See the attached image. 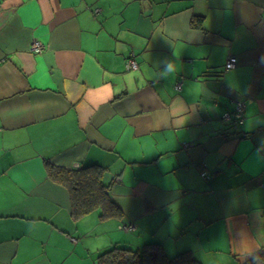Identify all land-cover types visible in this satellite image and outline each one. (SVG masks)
I'll return each mask as SVG.
<instances>
[{"label":"crops","instance_id":"obj_1","mask_svg":"<svg viewBox=\"0 0 264 264\" xmlns=\"http://www.w3.org/2000/svg\"><path fill=\"white\" fill-rule=\"evenodd\" d=\"M49 165L100 167L123 216L74 219ZM150 243L264 250V0H0V264Z\"/></svg>","mask_w":264,"mask_h":264},{"label":"trees","instance_id":"obj_2","mask_svg":"<svg viewBox=\"0 0 264 264\" xmlns=\"http://www.w3.org/2000/svg\"><path fill=\"white\" fill-rule=\"evenodd\" d=\"M51 179L68 189L71 211L78 219L99 209L103 220L121 218L120 208L113 201L109 187L102 181V169L90 166L78 169H66L48 166ZM97 264H200L191 252H183L169 258L160 244L150 243L141 250L113 246L103 252ZM246 264H264V250L252 257Z\"/></svg>","mask_w":264,"mask_h":264},{"label":"built area","instance_id":"obj_3","mask_svg":"<svg viewBox=\"0 0 264 264\" xmlns=\"http://www.w3.org/2000/svg\"><path fill=\"white\" fill-rule=\"evenodd\" d=\"M44 46L39 43V42H35L32 47H31V51L33 54H40L41 52H43L44 50ZM235 60L234 59H230L227 63H226V70L235 68ZM138 67L136 61L134 60L133 57H130L127 62H126V68L127 70H132V69H136ZM242 114H243V107L241 105H238L236 108L235 113L233 114L232 117H234V121L237 123H242ZM226 118H230V116L226 117ZM202 177H207L206 173H202ZM126 229L128 230H132L133 227L132 226H128L126 227Z\"/></svg>","mask_w":264,"mask_h":264},{"label":"clouds","instance_id":"obj_4","mask_svg":"<svg viewBox=\"0 0 264 264\" xmlns=\"http://www.w3.org/2000/svg\"><path fill=\"white\" fill-rule=\"evenodd\" d=\"M162 63L164 67L161 70V75L163 76V78L167 79L169 74L174 72V63L170 61H164Z\"/></svg>","mask_w":264,"mask_h":264}]
</instances>
